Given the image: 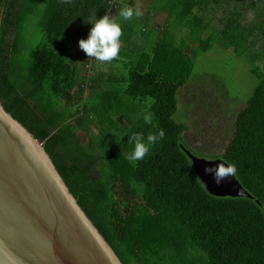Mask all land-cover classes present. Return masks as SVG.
Returning a JSON list of instances; mask_svg holds the SVG:
<instances>
[{
	"label": "trees",
	"instance_id": "obj_1",
	"mask_svg": "<svg viewBox=\"0 0 264 264\" xmlns=\"http://www.w3.org/2000/svg\"><path fill=\"white\" fill-rule=\"evenodd\" d=\"M111 3L117 2L0 0V102L44 143L123 264H264V0L132 1L129 7L143 15L123 19L118 58L100 62L79 40L87 38L89 21L120 16ZM41 11L43 43L23 63L25 25ZM151 28L148 47L140 34ZM219 41L245 58L260 81L237 115L229 146L214 156L235 164L253 199L208 193L183 149L191 150L189 127L176 120L196 52ZM92 64L108 71L88 76ZM161 129L164 138L132 163L129 135L146 138Z\"/></svg>",
	"mask_w": 264,
	"mask_h": 264
},
{
	"label": "water",
	"instance_id": "obj_2",
	"mask_svg": "<svg viewBox=\"0 0 264 264\" xmlns=\"http://www.w3.org/2000/svg\"><path fill=\"white\" fill-rule=\"evenodd\" d=\"M4 10L0 18L2 27ZM209 194L253 199L236 174L219 185L183 146ZM0 264H123L79 205L44 143L0 102Z\"/></svg>",
	"mask_w": 264,
	"mask_h": 264
},
{
	"label": "rangeland",
	"instance_id": "obj_3",
	"mask_svg": "<svg viewBox=\"0 0 264 264\" xmlns=\"http://www.w3.org/2000/svg\"><path fill=\"white\" fill-rule=\"evenodd\" d=\"M132 1L148 6L152 0H116L119 13L122 8L129 7ZM43 13L41 11L35 18L31 17L25 25L19 57L23 63L29 61L33 50L43 43L44 36L40 27ZM163 18L159 19L160 23L164 21ZM113 20L118 24L127 22L120 16H113ZM136 21L140 22L137 18ZM138 22L135 25L141 29ZM148 31L150 35L141 32L140 35H144L147 41L141 38L140 42H146L145 45L149 47L156 30L151 28ZM194 61L193 77L179 94L180 110L176 120L189 127L185 141L193 153L199 158L212 161L214 156L223 154L229 146L237 115L252 98L260 81L252 74L251 64L245 58L238 57L233 49H227L222 41L217 42L207 53L196 52ZM121 65L116 69L121 75L126 74V69ZM87 68L91 72L88 76H94L98 70L108 71V68L102 69L98 65L94 67V64ZM93 130L95 134L98 133L97 129ZM81 137L87 139L82 134Z\"/></svg>",
	"mask_w": 264,
	"mask_h": 264
},
{
	"label": "clouds",
	"instance_id": "obj_4",
	"mask_svg": "<svg viewBox=\"0 0 264 264\" xmlns=\"http://www.w3.org/2000/svg\"><path fill=\"white\" fill-rule=\"evenodd\" d=\"M70 2V0H65ZM119 15L124 20H131L133 17H141L143 12L139 8L125 7L120 10ZM92 24L86 39L79 40V48L82 49L88 57L95 58L100 62H110L119 56L122 36L120 24L115 22L108 15L96 19ZM144 121L147 124L152 123V115L146 114ZM165 132L163 129L158 134H149L145 138L142 134L131 133L128 143L134 144V149L129 155V160L136 163L149 154L151 147L158 139H163ZM237 169L235 164L230 162L217 163L215 166H205L204 172L213 175L215 182L219 185L228 176H234Z\"/></svg>",
	"mask_w": 264,
	"mask_h": 264
},
{
	"label": "built area",
	"instance_id": "obj_5",
	"mask_svg": "<svg viewBox=\"0 0 264 264\" xmlns=\"http://www.w3.org/2000/svg\"><path fill=\"white\" fill-rule=\"evenodd\" d=\"M112 7L117 6L115 3H111Z\"/></svg>",
	"mask_w": 264,
	"mask_h": 264
},
{
	"label": "crops",
	"instance_id": "obj_6",
	"mask_svg": "<svg viewBox=\"0 0 264 264\" xmlns=\"http://www.w3.org/2000/svg\"><path fill=\"white\" fill-rule=\"evenodd\" d=\"M151 3H152V1H151Z\"/></svg>",
	"mask_w": 264,
	"mask_h": 264
}]
</instances>
